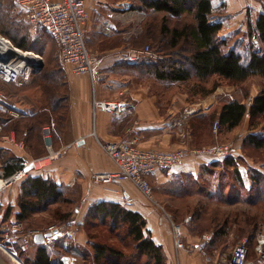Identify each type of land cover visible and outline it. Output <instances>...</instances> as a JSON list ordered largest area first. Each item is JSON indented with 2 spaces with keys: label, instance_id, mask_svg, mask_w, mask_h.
I'll return each instance as SVG.
<instances>
[{
  "label": "crops",
  "instance_id": "1",
  "mask_svg": "<svg viewBox=\"0 0 264 264\" xmlns=\"http://www.w3.org/2000/svg\"><path fill=\"white\" fill-rule=\"evenodd\" d=\"M225 2L226 7L221 12L224 27L220 35L223 38H232L245 31L238 25L235 26L236 29H231L230 20L223 11L233 12V22L237 23L239 19H245L248 5L254 13L262 10V7L253 0ZM132 4H134L132 0H87L90 19L85 27V36L89 49L100 58L96 69L97 80L91 76L71 74L69 67L64 64V67L59 65L58 68L37 69L32 80L24 85L6 83L13 85L14 88V94L8 97L9 102L15 103L19 110L28 116L23 120L19 119L17 130H9V133H6L9 140L0 141V156L5 159L4 163L46 156L49 154L47 141L44 134V137L41 136L39 127L41 124H44L43 129L50 126L53 151L60 156L42 170L33 172V175L54 180L64 190L66 188L69 194L77 192L80 196V205L78 204L80 207L77 211L80 213L86 214L93 204L101 201L118 203L140 213L147 221L146 228L152 239L163 247L168 264H217L216 260L208 261L197 250L178 249L173 236L174 230L166 219L167 215L164 213V216L158 208L151 205L133 183L124 181L105 185L93 180L97 173L115 172L117 169L100 147V141L134 140L141 149L162 151L182 147V140L178 138L180 136L182 139L181 135L176 132L174 124L178 121L184 104L174 91L169 94L167 92L171 90L169 88L180 84L154 79L152 80L156 82H146L147 78L143 81L144 77L120 65L124 61L122 55L134 33L133 29H127L133 21V12L127 11ZM8 11L15 29L25 31L26 26L29 28L24 35L26 39L36 37L15 0H0V18L7 16ZM148 11L159 14L154 9ZM39 28L55 46V56L60 59L58 45L51 34L45 28ZM31 48L32 45L29 49ZM138 78L141 81L138 82ZM213 97L202 101V108L195 110L194 117L204 115L214 107L217 101L216 97L214 99ZM96 102H123L126 105H123L121 111L108 112L97 108ZM29 117L32 118L30 121L27 119ZM55 117L63 122L59 130L55 129L57 123ZM37 134L39 136H36ZM38 139L41 144L36 147ZM203 159L205 163L207 159ZM196 163L189 159L178 167L158 170L149 175V180L155 186L161 184V188L170 189L179 174L196 173L199 170ZM20 188L21 184H15L2 191H13L12 197L18 200ZM123 189L128 191L130 201H125ZM1 204L3 205V202ZM243 205L247 206L246 203ZM19 212L20 208L15 209V214ZM253 218L256 219V216ZM256 221L257 227L251 226L248 230L257 229V235L260 232L264 234V222L259 218ZM246 227L245 225L239 228L240 235ZM180 229L181 241L185 244L196 243L199 237L189 235L182 226ZM255 256L256 254L251 253L248 258L254 261Z\"/></svg>",
  "mask_w": 264,
  "mask_h": 264
},
{
  "label": "trees",
  "instance_id": "2",
  "mask_svg": "<svg viewBox=\"0 0 264 264\" xmlns=\"http://www.w3.org/2000/svg\"><path fill=\"white\" fill-rule=\"evenodd\" d=\"M142 1L143 8L154 9L163 15L157 33L153 31V27H150L152 23L146 26V36L153 41L150 47L162 58L141 56L135 61L124 60L120 64L122 67L140 76L149 75L158 81L189 82L195 78L199 86L213 77L233 83H240L254 76L264 80V10L252 13L253 16L250 14L248 31L244 34L223 38L220 35L224 27L221 12L226 7L225 0ZM252 36L258 44L248 42V39L252 40ZM26 40L25 36L19 40L14 38L16 46L23 49L27 47ZM201 92L207 93L204 88ZM247 114L250 116L251 129L256 130L261 127L262 131L250 132L244 139V145L252 149L264 150V85L253 98L250 106L240 100L222 101L220 111L216 107L204 115L196 116L197 119L201 118L202 125L199 126L197 123L192 125L199 131L207 121L211 122V124L207 122L208 125H214L218 120L220 128L229 130L239 126ZM27 119L30 121L32 118ZM0 120L6 122L8 130L18 129L19 119L13 120L6 114L0 113ZM62 123L61 121L59 125L61 126ZM43 126L44 124H41L39 127L41 136H43ZM39 144L41 141L38 139L36 147ZM223 158L212 159L213 162L203 168V172L210 174L211 178H204V175L197 177L190 172H183L171 184L169 192L175 196L197 193L211 200L229 204L243 202L252 206L263 205L264 174L258 170H250L251 182L247 186V179L237 164L238 158L230 155ZM216 167H223L220 175H215ZM14 170V165L8 166L7 174ZM20 189L21 194L18 198L20 212L16 214L19 220L26 218L35 210L48 208L50 204L72 201L67 196L69 193L67 194L57 182L41 175L35 176L32 172L21 182ZM86 217L85 224L88 230L97 227L99 223L109 224L111 231H120L119 237L132 243L135 259L131 260L127 253L116 245L106 241L92 242L89 239V246L92 247L93 252L77 249L76 246L69 248V252L73 253L67 256L70 258L68 263L63 260L66 255L59 257L61 254L53 248H48L45 244H37L36 256L32 264H70L73 260L76 263L77 258L86 256L92 258L94 264H137V258L143 259V264H168L163 247L152 239L146 228L147 221L140 213L118 203L101 201L88 209ZM64 218L69 220L71 216L66 215ZM245 223L247 227L243 229L241 236H248L249 255L251 253L255 255L259 234L257 235V229L252 231L248 229L251 226L257 227L258 221L252 218ZM81 230V227L77 226V231ZM224 231L223 227L216 236H223ZM53 255L59 257L57 261L52 260Z\"/></svg>",
  "mask_w": 264,
  "mask_h": 264
},
{
  "label": "rangeland",
  "instance_id": "3",
  "mask_svg": "<svg viewBox=\"0 0 264 264\" xmlns=\"http://www.w3.org/2000/svg\"><path fill=\"white\" fill-rule=\"evenodd\" d=\"M253 1H255L256 4L262 7V10H264V0ZM132 2L134 4H132L127 11H129V13L130 11L133 12V21L131 22V25L129 24L127 29H133L132 31H134V33L128 42L129 44L126 46V50L124 53L133 48L141 49L144 46L153 45V41L146 36V26L152 23L150 27H153V31L157 33L158 24L160 23V20L163 16L161 13H150L147 9L143 8L142 0H132ZM13 11L16 12L15 10ZM252 13H254V11H251L248 5L246 9L245 19H239L237 23H234V13H228L226 10L223 11V14H225L228 20H230L229 24H231V29H236L235 26L238 25L242 30H245L244 32H241L242 34L248 31L247 22L249 21ZM10 18L11 17L9 11L7 13V16H4L3 19L2 17L0 18V33L10 39L16 46L14 38L19 40L26 34V31H29V28L25 26V31H18L14 28V24L12 23ZM17 27H20V25L17 24ZM30 29L34 30V34L36 35V37L27 39V47L26 49L22 48V51H31L33 52L32 54L39 55L42 58L41 62L44 64L43 67L45 68H58L60 67L59 65L64 67L61 58H56L55 46L50 42V40H47L46 33L41 28H39V26L31 25ZM248 42L252 44L256 43L255 37L252 36V40L248 39ZM31 45L32 48L29 49ZM142 77H144L143 81H145V78H147L146 82H156L154 81L155 79L149 75ZM137 81H141L140 78H138ZM178 84L180 85L169 88L171 90H168L167 92L169 94L170 92L174 91V93H176V95L180 97L179 99H181V103L184 104L180 112L179 119L174 124L176 132L180 134L182 138L180 139V136L178 137L179 140H182V147L179 149L201 150L205 147H213L217 145L223 147L227 146L229 148L228 154L230 156H235L238 158L237 164L239 165L243 176L247 179V186L251 182L249 175L250 170H258L264 174V150L252 149L244 145V139L250 132L262 131L261 127L256 130L251 129L249 122L250 116L248 114L239 126L229 130L227 128H220L219 126L218 130L214 131V125H208V123L211 124V122L209 121H207L208 123L206 122V124H204L205 126H201L199 131L192 125L194 123H197L199 126L202 125V120H200L201 118L197 119L194 117V112L202 108V101L207 100L210 97L212 98V96L216 97L217 102L213 108L217 107L218 111H220L222 101L226 100H240L250 106L253 98L261 91L264 85V80L260 77L254 76L243 82L233 83L227 80L215 79L213 77L210 78L209 81H205L204 83H202V85L200 86L195 78H193L189 82H178ZM12 86L0 82V93H3L7 97H9V95L14 94V88ZM203 88L207 93L201 92ZM211 89L212 91H210ZM55 119L57 122L55 129L59 130V128H61L59 125L61 121L57 120L56 117ZM5 123L6 122H3L4 130L2 135L0 136V141L4 139L9 140V138L6 137V133H9V130L8 128H6ZM50 128L52 130V127ZM109 142L112 141L99 142L100 147L104 152L105 150L103 148V145ZM1 157L2 156H0V164H4L3 158ZM203 158L207 159L205 163L203 161ZM23 159L25 158L18 160L21 161ZM28 159L29 158H27V160ZM189 159L194 160L195 162H197L196 165H199V170L194 173L195 176L200 177L204 175V178L212 177L210 174L203 172V168L213 162L212 158H209L207 156L195 155L194 157H191ZM17 167L18 166L15 165V168ZM222 168L223 167H216L215 175H220ZM31 172L33 173L34 171ZM21 182L17 183L16 185H20ZM150 183L152 186L153 199L152 201H149L146 198V200L155 208H158L164 216L165 214L167 215L166 219L171 224L172 228L174 226H180L181 228L182 226V228L188 231L189 235L191 234L195 238L199 237L197 238L198 240L196 241V243L204 244L206 243V239L209 238V243L204 244V251L206 252V256L212 260H216L217 264H222L223 262L228 260L231 257L234 249L240 243L244 241H247V244L249 243L247 238L248 236H241L239 234V228H242V226L246 225V220L252 219L256 216V219L259 218V220L264 222V204H261L259 206H252L250 204H247V206H245L243 205V202L229 204L226 202L223 203L211 200L197 193L189 196H175L174 194H172V192H169L168 188H161V184H156L155 186L151 181ZM164 188L166 190H164ZM7 191L8 190H0V244L4 245L12 253L14 252V254L23 264H32L33 260L35 259L37 244L34 242L33 234H46L49 231V228L52 226H57L62 231L66 229L76 230V238L72 242H70L69 248H74V246H76L77 249H82L85 251L89 250L90 252H93L92 247L89 246L90 240L92 242L106 241L110 244L116 245L117 248L124 250L131 260L135 259L132 243L129 242V240H122L119 237L120 231H111L109 224L98 223L97 227H93L88 230V226L87 224H85L87 213L83 214L77 211V208L80 207V196L77 192L71 193L69 195H67L68 193H65V196L67 195L72 200L68 203L59 201L57 203L50 204L48 208L35 210L26 218L19 220L15 214V209H19L18 200H16L15 197H12L13 191L10 190L8 191V193ZM2 202L3 205L1 204ZM75 208L76 211L74 212ZM66 215H70L71 218L69 220L65 219L64 216ZM77 226L81 227L82 230L80 232L77 231ZM223 227L225 230V234L219 237L216 236L217 232L221 231ZM261 235H263L262 232L259 233L257 238H259ZM96 236L98 238L94 239V237ZM62 240L63 238H60L54 244L47 247L53 248L54 251L59 252L61 254L59 255V257L63 254L66 256H71L73 252H69V248L64 249ZM185 245L186 250L189 251V249L187 248L192 244ZM208 246L210 247V249H208ZM180 250H183V248ZM197 251L205 256L204 251ZM59 257L53 255L52 260L57 261ZM77 260L78 261H76V263L75 261H72L70 264H94L93 259L87 256L77 258ZM143 263V259L140 260L137 258V264Z\"/></svg>",
  "mask_w": 264,
  "mask_h": 264
},
{
  "label": "built area",
  "instance_id": "4",
  "mask_svg": "<svg viewBox=\"0 0 264 264\" xmlns=\"http://www.w3.org/2000/svg\"><path fill=\"white\" fill-rule=\"evenodd\" d=\"M22 9L26 20L34 26L45 28L53 37L59 48L62 63L69 67V71L74 75H90L97 79L96 69L100 63V58L88 47L85 36V27L90 19L87 9V0H15ZM258 44V42L256 41ZM9 44L11 50H7L5 45ZM20 53L31 55V52H23L16 47L7 37L0 34V81L7 84L24 85L30 82L38 69L42 60L39 55L35 59L20 56ZM141 56H149L153 59H161L162 56L152 50L147 45L142 49H131L122 55L127 61H135ZM96 107H100L108 112L121 111L123 102H96ZM0 113L6 114L11 119H21L28 114L19 110L15 103H10L8 97L0 93ZM214 131L219 128V121L214 122ZM4 130V124L0 120V136ZM43 134L47 141L49 154L32 159L11 160L0 164V180L4 187H12L29 176L31 171H39L49 163L57 159L60 154L53 151V137L50 127H44ZM103 148L111 160L116 164L115 172L97 173L93 180L105 185L117 184L124 181L133 183L142 195L152 201V186L149 175L158 170L172 169L182 165L186 160L195 155L207 156L212 159L226 157L229 152L227 146L205 147L204 149L187 150H146L139 148L135 141H112ZM17 165L18 167L10 174H7V167ZM125 201H130V195L123 189ZM174 236L178 249H186V245L180 239V226H174ZM47 233L51 236L45 238L44 244L51 246L60 238H63L64 249L69 248L70 242L76 238V230L66 229L62 231L57 226L49 228ZM35 233L33 234L34 237ZM208 244L209 238L205 241ZM204 244H192L187 249L204 251ZM256 259L249 260V248L247 241L240 243L233 251L231 257L222 264H264V234L257 238L255 245ZM206 256V252L204 251ZM206 259H211L206 256Z\"/></svg>",
  "mask_w": 264,
  "mask_h": 264
},
{
  "label": "water",
  "instance_id": "5",
  "mask_svg": "<svg viewBox=\"0 0 264 264\" xmlns=\"http://www.w3.org/2000/svg\"><path fill=\"white\" fill-rule=\"evenodd\" d=\"M0 58H2V55H0ZM43 63H40L39 66L37 67L38 69H41L43 67ZM51 236V233H46V234H37L34 236V242L36 244H44L45 238ZM65 262L68 263L70 260L69 257L65 256L63 258ZM74 261V260H73ZM0 264H17L16 262L12 261L5 253L4 251L0 250Z\"/></svg>",
  "mask_w": 264,
  "mask_h": 264
},
{
  "label": "bare ground",
  "instance_id": "6",
  "mask_svg": "<svg viewBox=\"0 0 264 264\" xmlns=\"http://www.w3.org/2000/svg\"><path fill=\"white\" fill-rule=\"evenodd\" d=\"M7 50H11V46L9 44L5 45ZM20 56H24L26 58H31V59H35V54H31V55H26L24 53H21ZM4 187L3 182L0 180V190ZM0 250L4 251V253L14 262H16L17 264H23L18 257L14 254V252L12 253L8 248H6L4 245L0 244Z\"/></svg>",
  "mask_w": 264,
  "mask_h": 264
}]
</instances>
